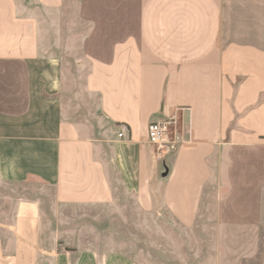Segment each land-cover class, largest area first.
I'll use <instances>...</instances> for the list:
<instances>
[{"label":"crops","instance_id":"1","mask_svg":"<svg viewBox=\"0 0 264 264\" xmlns=\"http://www.w3.org/2000/svg\"><path fill=\"white\" fill-rule=\"evenodd\" d=\"M68 58L89 116L64 100ZM168 118L158 158L147 127ZM212 182L216 234L264 236V0H0V264H134L58 242L48 198L106 207L123 188L190 230ZM249 250L264 264V240Z\"/></svg>","mask_w":264,"mask_h":264},{"label":"rangeland","instance_id":"2","mask_svg":"<svg viewBox=\"0 0 264 264\" xmlns=\"http://www.w3.org/2000/svg\"><path fill=\"white\" fill-rule=\"evenodd\" d=\"M63 61L64 100L89 116L96 102L82 94L84 69L78 68L76 59ZM15 189L0 185V193L13 194ZM225 191L222 185L220 194ZM218 194V186L212 182L205 191L196 224L190 230L181 228L168 214L142 212L133 195L123 188H119L114 203L106 207L57 209L50 197L47 201L50 217L46 221L48 231L62 244L99 253L115 252L134 264H242L243 259L256 254L249 252L252 242L259 238L263 241L264 236L228 234L223 230L222 234H216L214 206ZM229 242H236L234 246L238 248L229 250Z\"/></svg>","mask_w":264,"mask_h":264},{"label":"built area","instance_id":"3","mask_svg":"<svg viewBox=\"0 0 264 264\" xmlns=\"http://www.w3.org/2000/svg\"><path fill=\"white\" fill-rule=\"evenodd\" d=\"M176 121L168 118L161 121L152 122L147 127V140L154 149L155 156L160 158L171 153L178 140L175 136ZM126 129L122 126L117 134L118 138L125 136Z\"/></svg>","mask_w":264,"mask_h":264}]
</instances>
